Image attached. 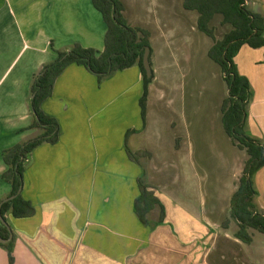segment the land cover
Wrapping results in <instances>:
<instances>
[{
    "label": "crops",
    "instance_id": "1",
    "mask_svg": "<svg viewBox=\"0 0 264 264\" xmlns=\"http://www.w3.org/2000/svg\"><path fill=\"white\" fill-rule=\"evenodd\" d=\"M247 6L264 18V0H248ZM106 32L92 0H0V205L11 192L3 178V153L38 134L30 130L35 77L58 52L75 45L103 51ZM209 49L198 50L197 65L208 62L211 71L213 66L219 70ZM234 61L252 92L246 132L264 146V47L244 45ZM143 93L137 66L98 82L84 66L73 64L57 78L41 108L58 121L59 140L40 145L24 162L20 193L33 214L5 215L15 264H259L247 244L234 238L236 229H225L216 220L229 207L220 180L208 202L196 200L197 185L193 197L191 189L177 183V133L159 135V115L153 113H159L160 104L150 99L143 121ZM168 126L177 129L176 123ZM127 145L133 153L142 152L140 162L130 159ZM187 154L191 159L192 152ZM169 160L172 165L165 164ZM140 178L159 201L145 222L135 211ZM253 185L255 204L264 214V166L254 174ZM7 258L0 247V264H7Z\"/></svg>",
    "mask_w": 264,
    "mask_h": 264
},
{
    "label": "trees",
    "instance_id": "2",
    "mask_svg": "<svg viewBox=\"0 0 264 264\" xmlns=\"http://www.w3.org/2000/svg\"><path fill=\"white\" fill-rule=\"evenodd\" d=\"M248 0H183V9L197 15L196 27L200 33L212 41L208 57L219 67L227 95L222 100L221 126L232 145L247 155L238 187L231 197L228 212L220 223L225 229H236L234 238L244 244H251L253 232L264 234V214L255 204L256 191L254 174L264 166V146L251 138L245 129L248 105L252 98L247 78L237 71L235 57L244 45L251 48L264 47V18L249 10ZM107 24L104 50L75 45L68 52H58L57 58L43 66L31 87V111L33 122L30 130H37V136L22 144L13 146L3 153L7 171L3 178L11 185L9 197L1 207V214L11 212L15 218H25L33 214L31 204L24 200L20 191L23 186L24 162L28 156L44 143L55 144L60 137L58 121L45 112L41 106L51 97L57 78L70 65L84 66L102 82L112 74L137 66L143 76L144 93L140 100L142 119L146 120V99L151 79L146 77L143 67L145 49H151V32L142 26H130L124 16L121 0H92ZM131 160L139 162L135 153L126 146ZM140 196L135 202V211L142 222L146 214L159 201L154 196L151 185L144 178L139 181ZM6 220V219H5ZM0 236L9 238L8 229L0 222ZM8 252L9 264H14V240L0 243Z\"/></svg>",
    "mask_w": 264,
    "mask_h": 264
},
{
    "label": "rangeland",
    "instance_id": "3",
    "mask_svg": "<svg viewBox=\"0 0 264 264\" xmlns=\"http://www.w3.org/2000/svg\"><path fill=\"white\" fill-rule=\"evenodd\" d=\"M121 1L127 23L133 27L149 28L151 32L153 80L146 106L150 107L149 99L152 105L160 104L159 113H153L159 115V135L173 136L177 133V161H174L177 163V183L186 185L187 190L191 189L193 197V187L197 185L199 191L196 200L203 198L208 202L214 183L220 180L218 187L222 190L221 194L228 196L224 204H229L238 187L247 155L232 145L221 126L220 106L227 95L221 72L214 66L211 71L208 62L197 65L195 59L198 50L211 47L212 41L198 29L193 31L196 17L192 12H184L183 0ZM219 83L223 89L215 92ZM219 96L223 98L218 100ZM182 120L186 121L188 128H185ZM168 123H176L177 129H172ZM189 152H192L191 159L187 156ZM134 153L140 162L142 152ZM142 162L147 166L149 160L144 157ZM172 163L173 160L165 161L166 165ZM193 170L198 173L196 181ZM221 218L217 216L216 220L220 223ZM252 239V245L245 247L251 249L259 264H264V234L253 232ZM16 264H21V260Z\"/></svg>",
    "mask_w": 264,
    "mask_h": 264
},
{
    "label": "water",
    "instance_id": "4",
    "mask_svg": "<svg viewBox=\"0 0 264 264\" xmlns=\"http://www.w3.org/2000/svg\"><path fill=\"white\" fill-rule=\"evenodd\" d=\"M150 53H151V49L150 47H147L145 49V52H144V56H143V67H144V70H145V73H146V77L148 79H151L152 76H153V71H152V67H151V63H150ZM21 192V191H20ZM14 197H10L6 200L3 201V203H1L0 205V222L8 229L9 231V238L8 239H4L0 236V243L2 244H6L8 242H10L13 238V233L11 231V228L9 226V224L7 223V221L3 218L2 214H1V207L2 205L5 203V202H8L10 200H12Z\"/></svg>",
    "mask_w": 264,
    "mask_h": 264
}]
</instances>
